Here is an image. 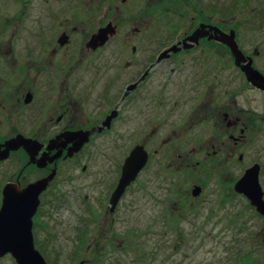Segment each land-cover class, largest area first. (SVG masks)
<instances>
[{"label":"flooded vegetation","instance_id":"af4514ba","mask_svg":"<svg viewBox=\"0 0 264 264\" xmlns=\"http://www.w3.org/2000/svg\"><path fill=\"white\" fill-rule=\"evenodd\" d=\"M129 2L0 0V264L24 238L61 264L57 237L67 264H108L113 224L138 216L177 229L243 202L264 223L236 189L254 168L264 201V0L239 1L234 23L172 0L131 24ZM136 146L147 161L116 199ZM72 201V230L51 232Z\"/></svg>","mask_w":264,"mask_h":264},{"label":"rangeland","instance_id":"374dc122","mask_svg":"<svg viewBox=\"0 0 264 264\" xmlns=\"http://www.w3.org/2000/svg\"><path fill=\"white\" fill-rule=\"evenodd\" d=\"M203 1L200 0L198 6L208 5L215 13L220 6H223L228 23H234V9L239 6V1L241 3V0ZM171 2L172 0H130L125 6L131 10L130 15L135 11L137 16V20L130 21L131 24L142 22L144 18L152 23L155 22L153 14H149L148 17L145 14V17L139 20L143 11L138 12L137 9L140 7L144 10L143 8L148 9L150 6H153V9L168 7L171 6ZM183 5H186L185 2ZM70 203L60 214L50 213L51 232L72 230L74 215L80 212L76 202ZM232 210L233 215L230 218L213 219L196 225H192L191 222H179L177 229H170L172 223L150 222L143 216H138L141 218L139 220L132 218L114 223L113 249L110 254L109 250L105 252L104 262L108 264H264V223L256 220L250 208L243 202ZM53 211L52 209L51 212ZM129 213L133 212L130 210ZM56 243L61 244L65 250L60 258L53 253L54 260L51 262L70 263L73 260L70 239L57 237ZM98 256L102 257L100 253ZM47 257L49 258V255ZM85 257L84 253H80L75 260L79 262Z\"/></svg>","mask_w":264,"mask_h":264},{"label":"water","instance_id":"95a60500","mask_svg":"<svg viewBox=\"0 0 264 264\" xmlns=\"http://www.w3.org/2000/svg\"><path fill=\"white\" fill-rule=\"evenodd\" d=\"M196 31V33H198ZM195 33V34H196ZM229 38L233 39V35L230 36ZM228 37H226V41L228 45L232 48L233 52L239 56L241 53L238 51V46L235 43V41H229ZM236 50V51H235ZM87 134V133H86ZM88 138L81 143L78 144L77 150L82 147V145L88 141ZM143 146H136L130 155L128 157L125 165H124V172H123V177L121 180V183L116 191V199L120 197V195L123 193L124 189L126 186L133 180V178L136 177L139 169L146 163L147 161V153L146 151L142 148ZM253 169L254 168H249L244 176L237 182L236 184V189L241 192L242 194H246L247 197L252 200L253 203H255L262 213H264V201L262 200V191L260 190L259 183H258V177L257 174H255V184H251V178L253 176ZM250 180V181H249ZM251 184V185H250ZM254 185V186H253ZM198 189H196V192ZM256 192H257V197L256 198ZM20 241L24 242V248H20V246L16 249L12 248V254L13 257L16 258L18 264H48L43 257V255L38 251L34 246L32 245L31 239H20ZM26 243H28V247L26 246ZM28 248V249H27Z\"/></svg>","mask_w":264,"mask_h":264}]
</instances>
